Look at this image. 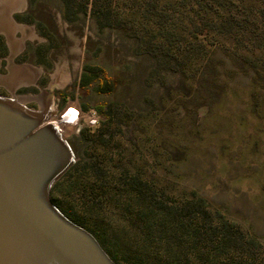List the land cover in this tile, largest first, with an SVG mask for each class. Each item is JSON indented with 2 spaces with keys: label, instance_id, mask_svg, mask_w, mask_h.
Returning <instances> with one entry per match:
<instances>
[{
  "label": "rangeland",
  "instance_id": "1",
  "mask_svg": "<svg viewBox=\"0 0 264 264\" xmlns=\"http://www.w3.org/2000/svg\"><path fill=\"white\" fill-rule=\"evenodd\" d=\"M67 1L9 14L47 114L97 119L63 136L52 204L115 264H264V0Z\"/></svg>",
  "mask_w": 264,
  "mask_h": 264
},
{
  "label": "water",
  "instance_id": "2",
  "mask_svg": "<svg viewBox=\"0 0 264 264\" xmlns=\"http://www.w3.org/2000/svg\"><path fill=\"white\" fill-rule=\"evenodd\" d=\"M46 121L0 101V264H115L48 197L73 153ZM35 152L46 161L37 165Z\"/></svg>",
  "mask_w": 264,
  "mask_h": 264
},
{
  "label": "bare ground",
  "instance_id": "3",
  "mask_svg": "<svg viewBox=\"0 0 264 264\" xmlns=\"http://www.w3.org/2000/svg\"><path fill=\"white\" fill-rule=\"evenodd\" d=\"M21 5H22L21 0H12V1H7V2L4 1V2H2L0 4V28L2 27V25H4L5 29L10 30L9 34L7 35V39H8L11 51H13L17 47L16 44L21 42V39H17L15 34L18 31H20L22 33V35H24V31L22 29V26L17 25L16 23H14L12 21L11 16H9V14L11 15V13L15 12V10L19 9L21 7ZM5 29H2V31H6ZM27 71H28V69H27ZM29 72H30V69H29ZM39 72L40 71L38 70V73ZM30 75L24 73L23 77L22 76H18V77L15 78V80H17V81L21 80V84L27 85L29 83H32V79L33 78H31ZM35 75H36V73H35ZM3 79H6V78H0V83H3V84L6 85V83L4 82L5 80L3 81ZM54 80H55V78H54ZM55 82L56 81H54L52 83H55ZM30 98L38 100L39 106H40V110L39 111L32 112V111L26 109L25 103L27 101L26 100L27 98L23 99V98H17L15 96H13V98L6 99V98H3V97H0V101L3 104H6L8 107H11V108H13L14 110H16L18 112H21V111L22 112H27L28 115L33 116L35 118H38V117H41V116L47 117L46 123L50 124L51 126L56 128L60 132V134L62 136H67L70 133V131L72 129H74L73 127L77 124L78 116L76 115V111L73 108V105H71L69 103L70 105L67 106V108L69 109L68 111H64L63 110L64 112H62L60 114H57L55 116H52V115L49 114L50 115L49 116L47 114L48 111H49V101L48 100H46L42 96L38 97V98H36V97H30ZM43 113H45V114H43ZM46 123H44V126H47ZM42 138H43L42 136L38 137L39 140H42ZM36 154L37 153L35 152L33 157H34V160L37 163V165H39L42 162L46 161L45 156L47 154H42L39 157H37ZM48 157L49 156H47V158Z\"/></svg>",
  "mask_w": 264,
  "mask_h": 264
},
{
  "label": "flooded vegetation",
  "instance_id": "4",
  "mask_svg": "<svg viewBox=\"0 0 264 264\" xmlns=\"http://www.w3.org/2000/svg\"><path fill=\"white\" fill-rule=\"evenodd\" d=\"M12 21L14 22L13 19H12ZM0 34L5 37V35L2 32H0ZM6 41H7V39H6ZM6 45L8 48V56L6 58H0V64L2 62H4V69H5V72L3 74L0 73V78H6V79H3V81L5 80L4 82L6 83L7 86L5 84L4 85L0 84V88L6 92L8 97L2 96V95H0V97H3V98H11L12 97L13 98V96H15L17 98H22V97H28V96H39V97L42 96L46 100H48L49 99V96H48L49 93L47 92V90L50 88L49 85L51 86L52 80H50V82H49L50 84L47 85L45 87V89H40L38 86V82H39L40 76L42 75V70L39 68H36L32 64L15 63L16 57L23 52V49H24L23 43L20 46L16 47L13 51L10 50L8 42L6 43ZM27 69H28V71H27ZM29 69H30V72H29ZM38 70H40L39 73H38ZM24 73L32 75V76L30 75V77L33 78L32 83H29L27 85H24V84L19 85V84L15 83V81H17V80H15V78L24 74ZM35 73L37 76L35 75ZM8 77H10L12 79H10ZM20 90L22 92L24 91V93L19 94L18 91H20ZM31 101H34V100H31ZM31 101H27L26 104L28 102H31ZM34 102L37 104V107L39 109L38 103L36 101H34ZM52 105L53 104H51V106ZM52 111H53L51 113L52 116L57 115L54 113L53 107H52Z\"/></svg>",
  "mask_w": 264,
  "mask_h": 264
},
{
  "label": "built area",
  "instance_id": "5",
  "mask_svg": "<svg viewBox=\"0 0 264 264\" xmlns=\"http://www.w3.org/2000/svg\"><path fill=\"white\" fill-rule=\"evenodd\" d=\"M73 108L76 111V115L78 116V121L77 123H86L87 126L92 127L95 125V123L97 122L96 117H93V115L91 113L85 114L79 106L77 105H73ZM89 117V119H88ZM94 119V120H93Z\"/></svg>",
  "mask_w": 264,
  "mask_h": 264
},
{
  "label": "trees",
  "instance_id": "6",
  "mask_svg": "<svg viewBox=\"0 0 264 264\" xmlns=\"http://www.w3.org/2000/svg\"><path fill=\"white\" fill-rule=\"evenodd\" d=\"M65 5H66V11L69 9V8H67L68 7V5H69V1H67V0H65ZM97 19H99V17L97 18ZM94 70L93 69H89L88 70V73L87 74H85V76L84 77H86V80H83V82H89V81H91L93 78H92V75H94ZM106 88V87H108V88H110L111 87V85H110V82H108V81H106L105 82V84H104V86H102V88ZM101 88V89H102ZM82 109L83 110H87V107L85 106V105H83L82 106ZM77 165V164H76ZM75 169V168H74ZM73 221L74 222H76L74 219H73ZM137 264V263H136Z\"/></svg>",
  "mask_w": 264,
  "mask_h": 264
}]
</instances>
